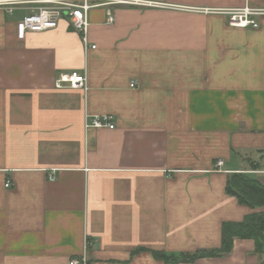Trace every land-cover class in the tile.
Segmentation results:
<instances>
[{"label":"crops","instance_id":"0c3cea01","mask_svg":"<svg viewBox=\"0 0 264 264\" xmlns=\"http://www.w3.org/2000/svg\"><path fill=\"white\" fill-rule=\"evenodd\" d=\"M142 1L112 24L91 11L88 49L67 19L19 40L31 9H0V264H176L152 252L218 249L223 224L255 211L226 187L233 173L264 185V17L238 28L224 12L264 0ZM73 71L87 89H57ZM105 115L114 130L86 127ZM178 264L264 252L235 239Z\"/></svg>","mask_w":264,"mask_h":264},{"label":"built area","instance_id":"2783aa9c","mask_svg":"<svg viewBox=\"0 0 264 264\" xmlns=\"http://www.w3.org/2000/svg\"><path fill=\"white\" fill-rule=\"evenodd\" d=\"M148 4L142 0H0V9L12 13L16 7L28 6L31 12L17 22V38L24 40L28 33H43L54 30L62 19H67L71 27L83 36L86 49L89 15L95 9H105L107 24L114 22L113 9L118 6L144 7ZM228 16V24L238 28H258V19L264 17V9L243 8L224 12ZM91 49H96L92 46ZM88 78L86 73L73 71L60 74L55 81L57 89H87ZM136 87L133 82L130 85ZM87 128L114 130L115 124L110 116H96L88 118ZM224 161L219 160L216 169H221ZM12 183L7 182L6 188H12ZM70 264H89L86 252Z\"/></svg>","mask_w":264,"mask_h":264},{"label":"trees","instance_id":"16d2710c","mask_svg":"<svg viewBox=\"0 0 264 264\" xmlns=\"http://www.w3.org/2000/svg\"><path fill=\"white\" fill-rule=\"evenodd\" d=\"M258 168L257 164H252ZM226 192L238 202L255 210L240 222H226L222 226L221 247L199 250L192 254L168 255L152 252L156 259L167 263H191L202 258H221L231 254L235 239H252L256 242V252H264V185L248 173H233L227 182ZM259 210V211H256Z\"/></svg>","mask_w":264,"mask_h":264},{"label":"rangeland","instance_id":"374dc122","mask_svg":"<svg viewBox=\"0 0 264 264\" xmlns=\"http://www.w3.org/2000/svg\"><path fill=\"white\" fill-rule=\"evenodd\" d=\"M251 176H253V175H251Z\"/></svg>","mask_w":264,"mask_h":264}]
</instances>
